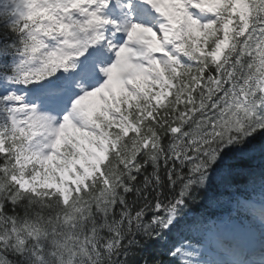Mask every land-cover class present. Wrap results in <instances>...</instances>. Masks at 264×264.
Segmentation results:
<instances>
[{
	"label": "snow or ice",
	"instance_id": "snow-or-ice-1",
	"mask_svg": "<svg viewBox=\"0 0 264 264\" xmlns=\"http://www.w3.org/2000/svg\"><path fill=\"white\" fill-rule=\"evenodd\" d=\"M0 264H264V0H0Z\"/></svg>",
	"mask_w": 264,
	"mask_h": 264
}]
</instances>
